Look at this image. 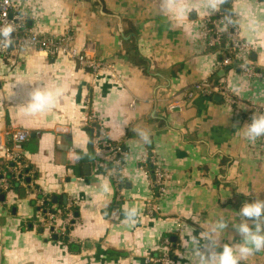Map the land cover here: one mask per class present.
Masks as SVG:
<instances>
[{"label":"crops","instance_id":"obj_1","mask_svg":"<svg viewBox=\"0 0 264 264\" xmlns=\"http://www.w3.org/2000/svg\"><path fill=\"white\" fill-rule=\"evenodd\" d=\"M12 1L27 12L34 32L71 36L72 47L114 65L122 81L37 48L14 45L0 61V169L7 133L23 130L29 134L26 161L36 175L21 193L12 190L0 201V264H151L164 237L175 243L172 264H190L189 232L199 236L218 215L238 223L245 202L264 200V137L252 143L242 129L253 107H264V76L249 77L238 60L215 71L219 55L200 40L204 20L214 14L204 0H184L189 12L179 22L161 13V0ZM231 9L239 13L242 39L255 46L249 61L264 74V0H232ZM251 16L260 21L255 31L248 27ZM206 79L225 83L239 104L230 106L220 95L186 101V92ZM46 84L63 85V95L51 110L25 116L29 92ZM170 102L182 108L171 112ZM89 114L125 151L118 187L96 159L92 129L85 127ZM57 126L71 133L57 135ZM134 129L147 131L152 143ZM71 148L81 157L74 165ZM148 150L159 156L167 177L160 198L140 167ZM106 179L110 194L101 189ZM40 194L56 197L58 210L75 202L78 225L69 242L50 238L38 225L33 202ZM124 205L139 209L135 225L123 223ZM240 239L230 222L221 243ZM241 264H264V251Z\"/></svg>","mask_w":264,"mask_h":264},{"label":"built area","instance_id":"obj_2","mask_svg":"<svg viewBox=\"0 0 264 264\" xmlns=\"http://www.w3.org/2000/svg\"><path fill=\"white\" fill-rule=\"evenodd\" d=\"M225 13L218 11L208 16L201 28L200 40L205 49L216 48L222 46L223 41L227 42L226 50L217 51L219 60L215 64V71L224 70L228 66H233L235 60L241 62L240 69L251 78H260L264 76L260 70L255 68L249 61L251 54L255 50V46L242 39L238 26L224 27L222 17ZM11 24L14 28L12 33L13 45H17L21 49L37 48L48 57H56L59 55L67 56L76 60L82 67L96 75L101 70L110 73L111 79L117 84H121L122 78L118 74L114 65L105 64L101 61L90 58L86 52H81L77 48L72 47L71 36H59L54 34H46L44 32H34L29 27V17L24 8L12 0H0V27ZM11 47L0 46V61L7 58L11 52ZM243 66V67H242ZM220 95L230 106L239 104V100L234 97L225 83H214L210 79L196 83L186 92V101L195 97H210ZM136 102L130 104L131 108H135ZM182 108L179 102H170L168 110L174 111ZM264 112L263 106L253 107V113ZM95 122L92 115H88L85 120V127L93 130L92 147L98 162L104 167L109 168L112 172L115 184L118 187L121 184V172L124 167L123 156L125 151L122 146L111 142L107 137L105 127L101 124L93 125ZM251 122V121H250ZM249 122V123H250ZM57 135H69L71 130L67 126H57L54 130ZM8 145L5 147L3 154V168L0 169V194H6L12 191V181L18 180L21 184H25V178L32 176V172H26L28 164L26 161L24 144L29 139V134L23 130H14L7 133ZM69 160L71 164H76L77 152L71 148L69 151ZM154 167L153 175L147 170L149 165ZM140 167L145 171L147 177L151 181L153 188H157L156 197H163L167 191V177L163 169V164L159 156L153 151L148 150L143 157ZM36 207L38 214L42 218L39 222L42 229H47L49 237L56 236L66 242L70 241V232L78 225V219L74 212L75 202H68L61 210H59L61 226L57 227L53 220L56 218L51 213V209L42 208L47 203H52V198L46 194H42V198H36ZM52 210L56 209L53 204ZM153 214V212H151ZM183 228L181 225L177 228L180 234ZM160 253L159 258H149V263L172 264L171 251L172 241L169 237H164L158 245Z\"/></svg>","mask_w":264,"mask_h":264},{"label":"clouds","instance_id":"obj_3","mask_svg":"<svg viewBox=\"0 0 264 264\" xmlns=\"http://www.w3.org/2000/svg\"><path fill=\"white\" fill-rule=\"evenodd\" d=\"M204 2L208 11L215 13L220 11L228 0H204ZM188 12L189 8L184 0H161V13L169 17L170 21L179 22L185 18ZM238 16L239 13L234 10H226L222 17L225 29L229 26H238L241 23L236 18ZM259 26L260 21L256 17L248 18L250 30L255 31ZM13 31L14 28L11 24L0 27V46L11 47L13 45ZM63 93V85L50 87L46 84L34 87L29 92L27 102L23 104L22 112L25 116L45 113L55 107ZM242 129H244L245 137L252 143H255L258 138L264 137V112H255L251 117V122L246 123ZM134 131L144 143H152L147 131L137 129ZM84 155L87 153L85 152ZM80 158L77 156V159ZM101 189L104 193L110 194L112 192L110 181L107 179L102 181ZM122 210L123 223L135 225L140 214L139 209L124 205ZM237 215L240 217L238 223L230 221L225 215H218L210 229L201 232L199 236L189 232L192 246L190 264H241L242 261H247L256 253L264 251V200L258 198L252 202H245ZM230 222L235 233L241 238L240 242L221 243V237L229 228Z\"/></svg>","mask_w":264,"mask_h":264},{"label":"trees","instance_id":"obj_4","mask_svg":"<svg viewBox=\"0 0 264 264\" xmlns=\"http://www.w3.org/2000/svg\"><path fill=\"white\" fill-rule=\"evenodd\" d=\"M231 2H232V0H230V2L228 1L226 4H224L223 6H222V8H221V11H223L224 13H225V11L226 10H232L231 9ZM226 45H227V42L224 40L223 41V43H222V46H218V47H216V48H209L208 50L209 51H214V52H217V51H223V50H226L225 48H226ZM231 68V66H228L226 69H230ZM264 75V74H263ZM93 125H97V123L96 122H93ZM2 165H4V163H2ZM1 167H3V166H1ZM147 170H149L151 173H152V175H153V171H154V167H152V165L150 164L148 167H147ZM33 170H32V167L31 166H28V168L26 169V172L28 173V172H32ZM32 174V173H31ZM35 177H36V175H32V176H27L26 178H25V184H27L28 186L29 185H31V183H32V181H34V179H35ZM21 182L20 181H16V180H13L12 181V190H14L16 193H21V191H22V187H21ZM35 189L36 190H38L39 189V187H37V186H35ZM155 190H156V193H157V188H155ZM2 195H4V196H6V194H1V196ZM42 195L40 194L39 195V197H41ZM33 205L35 206L36 205V201H34L33 202ZM53 206V204L52 203H47V204H45L44 205V207H42L45 211H46V209H51V213L53 214V215H55V217L56 218H60V214H59V210L58 209H54V210H52V207ZM74 212H75V214H76V209H74ZM175 245V243H172V251L174 250L173 248L175 247L174 246ZM171 251V252H172ZM171 259L172 260H174V258H175V254L172 252L171 253ZM160 257V253H156V255H154L153 256V258H159ZM151 264H159V263H151Z\"/></svg>","mask_w":264,"mask_h":264},{"label":"water","instance_id":"obj_5","mask_svg":"<svg viewBox=\"0 0 264 264\" xmlns=\"http://www.w3.org/2000/svg\"><path fill=\"white\" fill-rule=\"evenodd\" d=\"M89 132L92 134L93 133V130H89ZM32 137H34V135H32ZM0 201H5V196L2 195L0 197ZM53 204H57V198L56 197H53ZM54 240H57L58 238L56 236L53 237Z\"/></svg>","mask_w":264,"mask_h":264}]
</instances>
